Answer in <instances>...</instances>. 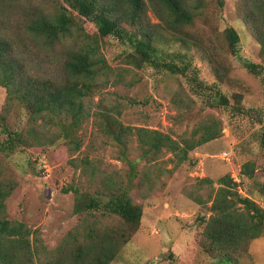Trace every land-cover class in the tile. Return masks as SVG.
Here are the masks:
<instances>
[{
  "label": "rangeland",
  "instance_id": "374dc122",
  "mask_svg": "<svg viewBox=\"0 0 264 264\" xmlns=\"http://www.w3.org/2000/svg\"><path fill=\"white\" fill-rule=\"evenodd\" d=\"M218 1L202 0L196 23L181 34L198 37L197 44L185 43L177 33L167 31L152 10L148 11V21L159 29L158 46L165 51L186 52L193 58L200 81L216 85L228 97L241 95L243 114L235 113L234 101L228 111L211 106L212 93L194 94L189 78L127 64L125 57L131 47L114 36L100 42L101 53L113 71L110 82L85 100L89 116L77 134L79 150L70 148L65 140L49 144L57 129L42 120L32 123L30 113L18 102L9 101L7 90L0 88V145L6 140L2 116L12 131L28 136L32 128L40 139L39 144L32 141V146L13 154H0V178L14 185L6 201V218L27 227L41 257L48 256L46 250L56 249L78 223L74 212L77 196L67 189L74 185L95 194L101 184L84 172L86 159L106 176L122 181L128 178L130 167L119 155V147L96 126V114L105 111L116 115L125 126L157 130L180 142L197 140L202 125L210 120L222 129L218 139L190 151L182 163L167 149L139 159L130 194L143 208L141 225L112 264H264V233L237 252L230 250V261L223 260V253L208 252L203 246L208 243L204 232L221 178L231 177L239 183L237 191L242 197L264 208V158L258 140L264 120V59L260 45L241 18L239 0H224L223 7ZM86 27L90 34L96 33L92 23L87 21ZM227 28L237 31L240 43L238 54L227 55L224 60L222 45L213 37ZM209 41L218 46L226 64L223 81L216 76L215 62L216 67L222 65L206 47ZM246 61L261 65V74H251L244 66ZM129 143L130 158L141 157L136 137ZM246 164L254 170L252 177L242 174Z\"/></svg>",
  "mask_w": 264,
  "mask_h": 264
},
{
  "label": "trees",
  "instance_id": "16d2710c",
  "mask_svg": "<svg viewBox=\"0 0 264 264\" xmlns=\"http://www.w3.org/2000/svg\"><path fill=\"white\" fill-rule=\"evenodd\" d=\"M218 2L220 7L225 4L224 0ZM201 7L202 0H0V88L7 90L9 101L18 102L30 113L32 123L42 120L57 129L49 144L65 140L70 148L79 150L77 134L89 116L85 100L103 83L110 82L113 71L101 53L100 42L114 36L131 47L125 57L127 64L189 78L194 94L212 93L211 106L228 111L234 101L235 113L243 114L241 95L228 97L216 85L200 81L188 53L165 51L158 46L161 34L149 22V10L181 41L197 44L198 37L181 34L196 23ZM238 8L264 59V0H239ZM87 21L95 26L96 33L88 32ZM213 40L220 41L224 60L227 55L238 54L240 36L235 29L218 32ZM206 47L222 65L216 67L218 63L211 59L216 76L223 81L226 64L218 54V46L209 41ZM244 66L251 74H261V65L246 61ZM96 115L98 130L117 144L119 155L130 167L127 180L106 176L86 159L84 172L101 184L95 194L82 192L74 185L67 189L77 196L74 212L78 223L56 249L46 250L48 256L41 257L40 247L32 241L27 227L6 218V201L14 185L0 178V264H112L141 225L143 208L130 194L139 159L167 149L182 163L190 151L218 139L222 130L210 120L202 125L197 140L180 142L157 130L125 126L109 112ZM1 121L6 135L0 145L1 155L32 146V141L40 143L35 129L25 136L12 131L6 117L2 116ZM261 126L258 140L264 158V120ZM131 137H136L142 151L137 159L130 158ZM253 173L251 165L246 164L243 176L252 177ZM238 184L231 177L219 180L204 232L208 243L203 246L208 252L223 253L224 261L231 260L230 250L237 252L264 233V208L242 197Z\"/></svg>",
  "mask_w": 264,
  "mask_h": 264
},
{
  "label": "built area",
  "instance_id": "2783aa9c",
  "mask_svg": "<svg viewBox=\"0 0 264 264\" xmlns=\"http://www.w3.org/2000/svg\"><path fill=\"white\" fill-rule=\"evenodd\" d=\"M233 177H234V179H235L236 181H238V179H237V177H236L235 175H234Z\"/></svg>",
  "mask_w": 264,
  "mask_h": 264
}]
</instances>
